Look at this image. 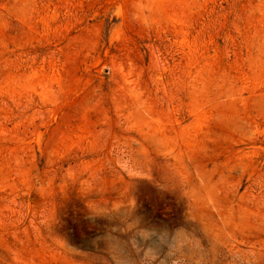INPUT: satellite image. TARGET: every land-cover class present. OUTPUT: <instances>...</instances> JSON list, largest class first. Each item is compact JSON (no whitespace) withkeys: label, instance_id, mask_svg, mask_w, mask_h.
<instances>
[{"label":"rangeland","instance_id":"rangeland-1","mask_svg":"<svg viewBox=\"0 0 264 264\" xmlns=\"http://www.w3.org/2000/svg\"><path fill=\"white\" fill-rule=\"evenodd\" d=\"M0 264H264V0H0Z\"/></svg>","mask_w":264,"mask_h":264}]
</instances>
